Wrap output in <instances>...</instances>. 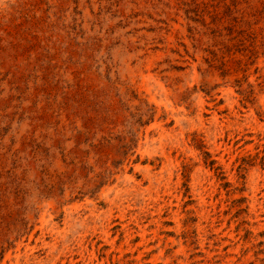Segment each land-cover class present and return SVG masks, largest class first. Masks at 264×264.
<instances>
[{
  "label": "rangeland",
  "instance_id": "obj_1",
  "mask_svg": "<svg viewBox=\"0 0 264 264\" xmlns=\"http://www.w3.org/2000/svg\"><path fill=\"white\" fill-rule=\"evenodd\" d=\"M0 264H264V0H0Z\"/></svg>",
  "mask_w": 264,
  "mask_h": 264
}]
</instances>
